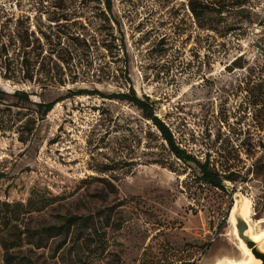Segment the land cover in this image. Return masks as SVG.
Segmentation results:
<instances>
[{
    "label": "rangeland",
    "instance_id": "rangeland-1",
    "mask_svg": "<svg viewBox=\"0 0 264 264\" xmlns=\"http://www.w3.org/2000/svg\"><path fill=\"white\" fill-rule=\"evenodd\" d=\"M131 85L223 188L107 97ZM244 197L264 228V0H0V264L241 259ZM6 215L77 220L7 251Z\"/></svg>",
    "mask_w": 264,
    "mask_h": 264
},
{
    "label": "trees",
    "instance_id": "trees-1",
    "mask_svg": "<svg viewBox=\"0 0 264 264\" xmlns=\"http://www.w3.org/2000/svg\"><path fill=\"white\" fill-rule=\"evenodd\" d=\"M108 6H111V0H106ZM193 11L196 12V8L191 6ZM103 94V92H99ZM107 97L114 98V99H121V100H128L135 104L139 109L142 110L143 115L151 120L154 125L158 128L159 132L161 133L163 139L167 142L169 149L171 152L176 155L178 158H181L185 161H193L195 162L200 171L202 173L201 179L214 187L223 188V178L220 174L214 170L209 168L208 163H202L196 160L193 156L187 154V152L181 148L178 143L176 142L174 133L170 129V127L156 114L154 107L149 102L148 99H142L136 92L133 85L130 86L129 92H116L112 94H108ZM55 102H50L46 105L45 113L53 108ZM13 217H16V214H13ZM10 217L8 215L5 216V227L8 229L7 233L4 232L2 237V245L5 250L10 251L14 248H22L26 244L31 245L32 247L39 248L42 246L41 239L43 236H55L67 233L71 229L72 225L76 223V216H69L66 220L62 223V225H50L47 227H43L39 232H31L27 230H23L20 227L19 223H16L17 218ZM81 219V218H80ZM82 225V224H81ZM27 233V235H24ZM35 234H40L39 238L36 239ZM9 237V238H8ZM10 262V256L7 258ZM81 261V260H80Z\"/></svg>",
    "mask_w": 264,
    "mask_h": 264
},
{
    "label": "bare ground",
    "instance_id": "bare-ground-1",
    "mask_svg": "<svg viewBox=\"0 0 264 264\" xmlns=\"http://www.w3.org/2000/svg\"><path fill=\"white\" fill-rule=\"evenodd\" d=\"M236 210H240L241 214L245 217L250 226V231L254 239L264 241V228H260L257 230V226L261 224V221L257 224L252 223L250 220V216L252 213L251 201L249 198L244 197L242 200H239L235 203L232 211H231V221L234 224V213ZM255 227H254V226ZM239 248L242 251L244 258L235 259V258H224L219 259L213 264H259L258 261L254 259L251 251L248 250L244 244L240 241ZM264 249V242L261 244Z\"/></svg>",
    "mask_w": 264,
    "mask_h": 264
},
{
    "label": "water",
    "instance_id": "water-1",
    "mask_svg": "<svg viewBox=\"0 0 264 264\" xmlns=\"http://www.w3.org/2000/svg\"><path fill=\"white\" fill-rule=\"evenodd\" d=\"M234 226H235L236 234L238 235L240 241L244 244V246L248 250L251 251L252 255L254 256V259L258 261L259 264H264V249L261 246V244L264 241L256 240L253 238L250 231L249 223L247 222L245 217L241 214L240 210H236L234 213ZM213 263H208V264H213Z\"/></svg>",
    "mask_w": 264,
    "mask_h": 264
}]
</instances>
